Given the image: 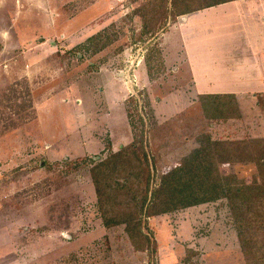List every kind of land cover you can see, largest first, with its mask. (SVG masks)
<instances>
[{
	"label": "rangeland",
	"instance_id": "374dc122",
	"mask_svg": "<svg viewBox=\"0 0 264 264\" xmlns=\"http://www.w3.org/2000/svg\"><path fill=\"white\" fill-rule=\"evenodd\" d=\"M146 1L0 0V264H246L226 199L147 220L157 251L135 250L98 211L90 169L134 138L155 187L202 136L264 137V0L152 35L136 12ZM227 92L241 117L208 122L198 94ZM220 171L250 181L255 167Z\"/></svg>",
	"mask_w": 264,
	"mask_h": 264
},
{
	"label": "trees",
	"instance_id": "16d2710c",
	"mask_svg": "<svg viewBox=\"0 0 264 264\" xmlns=\"http://www.w3.org/2000/svg\"><path fill=\"white\" fill-rule=\"evenodd\" d=\"M230 1L234 0H147L136 12L148 24L145 33L152 35L165 28L168 19L177 21L182 15ZM108 45L104 43L103 48ZM14 90L19 91L16 86ZM29 92L26 91V96H30ZM197 98L210 123L238 119L242 115L235 93H200ZM258 103L264 109V93L258 95ZM143 141V136L134 138L90 169L104 225L108 228L123 226L137 251L145 252L148 248L157 251V242H153L144 229L148 226L147 220L226 199L245 263L264 264V137L219 140L202 136L199 146L186 155L176 169L164 173L155 187ZM224 163L252 165L255 172L250 181L238 178L224 182L220 171ZM188 249L191 256L197 254Z\"/></svg>",
	"mask_w": 264,
	"mask_h": 264
},
{
	"label": "crops",
	"instance_id": "0c3cea01",
	"mask_svg": "<svg viewBox=\"0 0 264 264\" xmlns=\"http://www.w3.org/2000/svg\"><path fill=\"white\" fill-rule=\"evenodd\" d=\"M235 1V0H234ZM231 2V1H230ZM227 3V2H226ZM189 15L190 14H187V15H185L186 16V19L184 20H182V19H180V21L183 23V22H185V21H187L188 19H189ZM180 18V17H179ZM178 18V19H179ZM177 19V20H178ZM137 70V69H136ZM136 72V71H135ZM135 72L133 73V75H134V77H136V74H135ZM120 75V73H118V76ZM124 80V79H123ZM126 82V81H125ZM138 82L136 81V82H134V84L133 85H129L130 83L129 82H126L125 84H126V88H127V92H129L130 93V89H131V86H138V84H137ZM227 93H231V92H227ZM220 202V201H219ZM216 204H221V203H216ZM202 205V204H201ZM192 208H195V207H192ZM188 248H191V249H193V250H196V251H198V249H194V248H192V247H188Z\"/></svg>",
	"mask_w": 264,
	"mask_h": 264
},
{
	"label": "water",
	"instance_id": "95a60500",
	"mask_svg": "<svg viewBox=\"0 0 264 264\" xmlns=\"http://www.w3.org/2000/svg\"><path fill=\"white\" fill-rule=\"evenodd\" d=\"M181 19H182V20H183V19L185 20V19H186V16H182Z\"/></svg>",
	"mask_w": 264,
	"mask_h": 264
}]
</instances>
